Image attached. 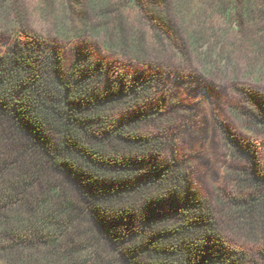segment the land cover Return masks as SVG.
Instances as JSON below:
<instances>
[{
	"label": "trees",
	"instance_id": "1",
	"mask_svg": "<svg viewBox=\"0 0 264 264\" xmlns=\"http://www.w3.org/2000/svg\"><path fill=\"white\" fill-rule=\"evenodd\" d=\"M130 1L149 13L151 0ZM206 1L245 40L250 73L258 76L264 0ZM64 2L63 13L72 9ZM90 6L104 14L108 46L129 50L124 26L115 43L107 8ZM2 12L0 31L10 41L0 39V264H264L263 245L254 257L228 241L175 145L152 129L180 107L175 95L156 97L158 72H122L79 48L68 64L57 45L23 26L21 13L12 17L7 0H0ZM60 17L59 32L69 39ZM150 18L171 42L172 22ZM202 35L191 33L192 49ZM132 42L141 59L143 46ZM214 44L200 53L203 72L230 59L222 42ZM240 91L250 102L240 111L264 133V96ZM224 132L234 184L225 216L247 239L264 242V153Z\"/></svg>",
	"mask_w": 264,
	"mask_h": 264
},
{
	"label": "rangeland",
	"instance_id": "2",
	"mask_svg": "<svg viewBox=\"0 0 264 264\" xmlns=\"http://www.w3.org/2000/svg\"><path fill=\"white\" fill-rule=\"evenodd\" d=\"M63 1L66 4L70 2L72 9L60 12ZM92 1L101 2V7L107 8L109 24L115 27V43L119 27L124 26L129 50L124 52L118 44L108 46L110 39L104 29V14L93 12L91 0H7V3L12 4V17L21 13L23 26L57 45L68 64L73 60L76 48H79L122 72L159 73L162 88L156 97L175 95L180 107L152 129L163 133L167 142L175 145L198 192L216 209L228 241L256 257L258 248L264 246V242L247 239L238 231L234 221L225 216L227 196L233 191L234 184L229 168L233 161L224 131L228 130L233 137L253 143L264 153V133L240 111L250 105L240 88L247 87L264 96V55L256 62L261 73L258 76L251 74L250 48L231 26L226 25L223 17L212 12L206 0H180V7L184 2L180 11L179 6L176 7L177 0H167L166 4L151 0L148 14L142 13L130 0ZM104 1L106 5H103ZM154 13L159 19L164 17L168 23L172 22L173 28L168 32L171 42L166 39L164 31L160 32L161 29L152 22L150 16ZM0 14L5 16L3 12ZM61 15L67 19L66 28L71 32L69 39L59 32ZM195 29L203 34V41L197 50L188 44ZM219 34L225 37L220 39ZM0 39L8 43L9 32L0 31ZM134 40L143 46L141 59L135 58L132 53ZM220 42L229 52V61L220 57L216 69L203 72L206 67L200 53L213 43L215 47ZM178 44L186 50L182 57L176 48ZM152 103L149 101L147 107H151Z\"/></svg>",
	"mask_w": 264,
	"mask_h": 264
}]
</instances>
